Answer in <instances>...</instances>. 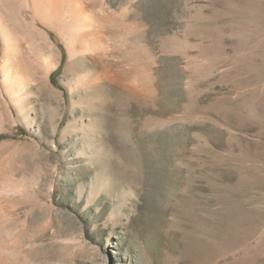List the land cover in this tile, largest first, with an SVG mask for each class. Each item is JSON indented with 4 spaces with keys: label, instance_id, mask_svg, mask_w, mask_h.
Listing matches in <instances>:
<instances>
[{
    "label": "rangeland",
    "instance_id": "374dc122",
    "mask_svg": "<svg viewBox=\"0 0 264 264\" xmlns=\"http://www.w3.org/2000/svg\"><path fill=\"white\" fill-rule=\"evenodd\" d=\"M0 2V264H264V0Z\"/></svg>",
    "mask_w": 264,
    "mask_h": 264
},
{
    "label": "bare ground",
    "instance_id": "6f19581e",
    "mask_svg": "<svg viewBox=\"0 0 264 264\" xmlns=\"http://www.w3.org/2000/svg\"><path fill=\"white\" fill-rule=\"evenodd\" d=\"M20 1V0H19ZM71 1V0H70ZM30 2H31V5H30ZM59 2H61V0L59 1V0H21V2H20V4H21V8H23V7H25V6H27L26 8H28V6H29V8H30V6L32 7L31 9H32V11H34V13H33V18L34 19H39V16L40 15H42L43 16V14H44V11H45V6L48 4V6L49 7H51V8H54V9H57V12L59 11V9H60V3ZM14 2H12V5H15V4H13ZM74 3V2H73ZM79 3V2H78ZM19 4V2H17V5ZM25 4H27V5H25ZM5 5H7V4H5ZM81 5V4H80ZM7 6H10V4H8ZM19 6V5H18ZM64 6V5H63ZM12 7H14V6H11V10L13 9ZM20 7V6H19ZM73 7V6H72ZM7 8V7H6ZM26 8H24L25 9V11H26ZM75 8L77 9V11H79L80 10V6H79V8L78 7H76V5H75ZM30 9V10H31ZM79 9V10H78ZM82 9V8H81ZM9 10V9H8ZM8 10H6V9H4L3 8V6H2V4H1V2H0V51L1 52H20V49L18 50L16 47V49H14V41H15V39H17L18 37L17 36H15V35H13V29H12V27L9 25L10 23H8V20L6 19V18H13V17H15V18H17L20 22H26V18L24 17V10H17V12H15V11H8ZM67 10V9H66ZM31 11V12H32ZM57 12H56V14H57ZM59 13V12H58ZM67 14V13H66ZM39 15V16H38ZM82 15V14H81ZM70 15L69 14H67V16L66 17H69ZM54 17V16H53ZM20 18V19H19ZM61 18V17H60ZM70 18L71 17H69V20H68V22L69 23H67L68 25H69V29L71 28V30H73L72 28H73V26H75L73 23H71V20H70ZM41 19V18H40ZM33 20V19H32ZM60 19H58V21H59ZM62 20V19H61ZM75 20V19H74ZM13 21H14V19H13ZM17 22V21H16ZM35 22V21H34ZM63 22V21H62ZM67 22V21H66ZM66 22H64L65 24H66ZM27 23H25V25H26ZM32 24H33V21H32ZM61 24V23H60ZM65 24H63V26L65 25ZM66 24V25H67ZM83 24L84 25H86L87 26V21H85V20H83ZM89 24V23H88ZM18 25V24H17ZM33 25H35V24H33ZM67 25V26H68ZM19 26H22V24L21 25H19ZM27 26H28V24H27ZM62 26V27H63ZM34 27V26H33ZM38 27V26H37ZM37 27H35V28H37ZM60 27V26H59ZM65 27V26H64ZM77 27V26H76ZM89 26H87V28H88ZM23 28V27H22ZM26 28V27H25ZM31 28V27H30ZM57 28V27H56ZM75 28V27H74ZM82 28V27H81ZM28 29V28H27ZM38 29V28H37ZM63 29V28H62ZM22 31H23V29H21ZM28 30H30V29H28ZM61 30V29H60ZM76 31V30H75ZM84 31V30H83ZM83 31H81V32H83ZM27 32V31H26ZM66 32V31H65ZM72 32V31H71ZM15 33V32H14ZM34 33V32H33ZM29 35V34H28ZM83 35V34H82ZM85 35V34H84ZM87 35V34H86ZM35 36V35H34ZM29 38L30 37H32V38H34L33 37V35L31 34V36H28ZM84 37V36H83ZM88 37V36H87ZM15 38V39H14ZM86 38V37H85ZM78 40V39H77ZM31 42V41H30ZM36 43V42H35ZM34 43V44H35ZM36 45V44H35ZM29 46V45H28ZM27 49V48H26ZM37 50V49H36ZM75 50V49H74ZM21 52H22V50H21ZM77 54L78 53H74V55L75 56H77ZM52 58V57H51ZM77 59V58H76ZM52 60V59H51ZM6 61L7 60H5L4 59V62L6 63ZM47 63H49V65L48 66H51L50 68H55L56 67V65H57V63H55V62H47ZM46 72V71H45ZM17 81H18V79H17ZM19 82V81H18ZM9 94H11L12 95V91L11 90H9V92H8ZM13 94H15V93H13ZM10 95V96H11ZM14 96V95H13ZM88 98V97H87ZM171 175H173V174H171ZM190 180H188L187 182H189ZM190 184H188L187 185V190H188V193H191V191H190V189H191V186H189ZM196 190V189H195ZM193 198L194 197H188V198H186V197H184L183 199L185 200V201H187V200H190V201H193ZM195 204H198V202H195ZM215 214V213H214ZM216 218V217H215ZM217 219V218H216ZM232 219V218H231ZM212 221V220H211ZM211 221H209V222H211ZM209 222H207L206 221V223H209ZM259 222V221H258ZM212 223V222H211ZM216 223V222H215ZM210 224V223H209ZM208 224V225H209ZM214 224V223H213ZM213 224H210V225H213ZM215 225H217V224H215ZM230 226H231V224H230ZM213 227H214V225H213ZM225 227L227 228V226L225 225ZM225 228V229H226ZM216 229V227L214 228V229H212V231H214ZM218 229V228H217ZM208 230V229H207ZM210 232H211V230H210ZM220 234H222L220 231H218ZM218 232H216L215 234H218V235H220ZM209 233V232H208ZM247 233H248V230H247ZM194 234V233H193ZM196 234V233H195ZM211 234H213V233H210V234H207V235H211ZM250 234V233H249ZM215 236V235H214ZM217 236V235H216ZM215 236V237H216ZM214 237V238H215ZM219 237V236H218ZM218 237H217V239H218ZM211 238H213V237H211ZM220 238V237H219ZM195 239V238H194ZM209 239V238H208ZM200 240V239H199ZM213 240V239H212ZM211 240V241H212ZM207 242V241H206ZM209 242V241H208ZM215 242H217V241H215ZM212 243V242H211ZM213 243H214V241H213ZM215 244V243H214ZM218 244H215V246L214 247H218L217 246ZM201 247V246H200ZM204 249V248H203ZM214 249V248H213ZM200 250H201V248H200ZM199 250V251H200ZM198 251V252H199ZM204 252V254H202L201 252H200V254L201 255H199V256H201V257H203V258H205V257H209V256H211L212 254L210 253V252H208V251H203ZM215 252V250L213 251V253ZM195 256V255H194ZM193 256V257H194ZM192 258V257H191ZM202 258V259H203Z\"/></svg>",
    "mask_w": 264,
    "mask_h": 264
}]
</instances>
